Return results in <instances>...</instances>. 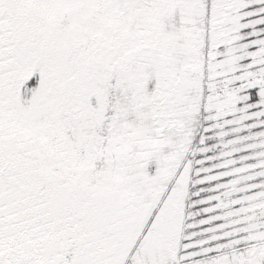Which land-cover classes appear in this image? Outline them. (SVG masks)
Wrapping results in <instances>:
<instances>
[{"label":"snow or ice","instance_id":"obj_1","mask_svg":"<svg viewBox=\"0 0 264 264\" xmlns=\"http://www.w3.org/2000/svg\"><path fill=\"white\" fill-rule=\"evenodd\" d=\"M0 264H264V0H0Z\"/></svg>","mask_w":264,"mask_h":264}]
</instances>
